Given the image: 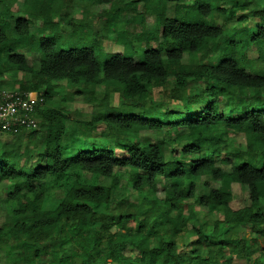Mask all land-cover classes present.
Listing matches in <instances>:
<instances>
[{
    "label": "trees",
    "instance_id": "1",
    "mask_svg": "<svg viewBox=\"0 0 264 264\" xmlns=\"http://www.w3.org/2000/svg\"><path fill=\"white\" fill-rule=\"evenodd\" d=\"M16 1L0 0V78L29 74L19 89L37 93L29 111L37 128L12 125L4 131L12 140H0V181L12 184L0 222L6 264H36L43 256L47 264H231L225 249L247 258L251 233L263 239L256 263L264 264V0H78L84 6L80 18L70 14L73 0H22L15 7ZM94 4L109 5L100 13L105 23L99 30L87 20ZM122 13L143 30L127 35ZM147 13L159 34L147 30ZM250 18L258 20L252 27ZM109 32H116L121 52L102 49L100 40ZM143 40L157 46L146 48ZM249 47H255L258 65L247 57ZM21 49L38 55L32 64ZM188 81L201 93H189ZM61 82L92 107L89 119L75 120L80 133L103 124L108 131L102 134L124 155L104 145L64 154L70 118L64 97L52 96ZM158 86L161 100L152 98ZM247 91L252 94L245 103ZM110 92L118 94L117 105L110 103ZM219 98L227 112L219 111ZM171 101L181 102V110L170 109ZM143 130L175 131L189 143L167 159L163 138L135 140ZM237 133L245 137L244 148L231 139ZM116 167L127 170L126 183L137 194H119L111 212L107 207L121 176ZM203 175L218 186L198 203L222 217L196 223L194 179ZM159 177L168 181L161 195ZM58 178L69 183L51 201L48 183ZM233 184L247 188L249 205L230 206ZM180 235L189 242L186 253L178 250ZM127 245L140 254H124Z\"/></svg>",
    "mask_w": 264,
    "mask_h": 264
},
{
    "label": "rangeland",
    "instance_id": "2",
    "mask_svg": "<svg viewBox=\"0 0 264 264\" xmlns=\"http://www.w3.org/2000/svg\"><path fill=\"white\" fill-rule=\"evenodd\" d=\"M263 1V0H259ZM22 0H17L14 2L15 7H19L21 4ZM108 4H94L91 5L89 8V16H87V20H89V25L92 29H101L102 24L105 23L103 18L100 16L101 11L104 8H108ZM83 5L78 1V0H73L72 2V7L70 9V14L73 17L80 18L83 14ZM141 10V7H138V11ZM234 12V10L232 11ZM168 15H172V10H168ZM127 15L121 14L120 18L122 21H124V28L126 30L127 35H132L138 32H141L143 28L140 26V24L137 23H131L127 21L126 18ZM258 20L256 18H250L248 22V26L252 27L255 22ZM145 22L147 25V30H151L154 32V34H159L160 29L155 28V20L154 16L151 14H146L145 16ZM221 19L217 20V23H220ZM234 22H230V25H234ZM117 34L116 32H109L107 33L102 40H100L101 47L104 51L106 52H121L123 50L122 45L117 43ZM138 44V43H137ZM146 48H155L157 46V41H149L145 42L144 40L140 43ZM139 45V44H138ZM20 53L25 54L27 62L29 64H32L34 59L37 58V54L34 56L28 51H25L23 49L19 50ZM247 57L251 60H255L252 62L254 65L257 64V51L255 50V47H249L247 49ZM188 58L185 56L182 61L187 62ZM259 63V62H258ZM171 82H173V78H170ZM21 83H29V74L25 72H18L16 76H11L4 74L0 78V90H7L12 93H26L30 92L32 98L37 97L36 91H21L19 89V85ZM62 88H58L56 86L53 89V98L55 100H59L64 97V103H63V109L67 111L69 115V120L66 121V126H65V132H64V143H65V152L64 154L72 153L74 152L79 146L88 148L92 146H98V145H104L107 147H112L114 148L115 152L121 156L124 155V151L121 150L120 148H117L114 144V139L110 135H103L102 132H107L108 129L106 128L105 125L103 124H98L95 128L90 129V128H85V131L83 134L80 133V127L77 123H75V120L77 119H89L90 114H91V105L84 100H82L81 96L78 95H73L71 94V91L69 88L64 86V82H61ZM188 86V92L189 93H196L200 94L202 88L200 86H197L195 83L192 81H188L187 83ZM41 89L44 90V86H41ZM97 91L101 94H103V85H97ZM251 91H247V98L244 101L245 103L248 102V99L251 97ZM164 97V92L163 88L161 86L154 87L152 89V98L155 100H161ZM109 100L112 105H117L118 104V94L116 92H110L109 94ZM219 101V111L220 112H227L228 107L224 103V100L222 98L218 99ZM262 101L264 102V93L262 97ZM205 104H200V105H195L193 107L194 111L200 110ZM169 108L170 109H177L181 110V102L178 101H171L169 102ZM237 114V113H234ZM37 122V119H36ZM26 128L31 129V128H37V124L33 126H26ZM165 129V128H164ZM6 129L0 130V140L1 141H11L12 140V134H9ZM83 136V137H81ZM143 138L149 139L151 142H155L159 139H164V146H165V157L167 159H172L174 155L180 154L181 148L185 145L188 144L189 142L186 140L178 139L176 137L175 131H171L170 133H167L165 131H161L160 133H157L153 130H143L139 133L138 138L135 140H140ZM231 139L234 141V144L239 146L240 148L245 147V137L242 133H237L233 134ZM196 156V155H195ZM35 157H33L31 160L32 162L35 161ZM224 169H228V166H223ZM115 171L120 173L121 176L118 180V190L113 191L111 194V204L108 205L107 209L111 212L115 211V199L118 197L119 194H126L127 196H136V190L133 189L131 186H129L126 181L128 180L127 176V170L124 169L123 167L119 168L116 167ZM64 180V182H62ZM100 182L102 183H109V179H101ZM69 181L66 180V178H58V179H50L48 183V188H47V197L49 200H57L59 197L63 195V193L66 191L65 186L68 184ZM0 181V187L3 185ZM10 182H6L2 188H0V222H2L5 218V208H6V202L3 201V196L5 192L10 191L12 186ZM194 196L192 199V206L194 209L195 213V222L199 221H212L218 218H221V214L213 212H209L207 209L202 208L199 203H198V198L202 194H207L209 190L212 187H217L218 182L215 180H212L209 176L203 175L200 176L199 178L194 179ZM168 187V181L165 178L159 177L157 180V188H158V193L161 195L162 191ZM4 188V189H3ZM232 193L233 197L230 202V206L233 209L240 208L242 206H247L250 204V199H249V192L246 187L241 186L240 184H233L232 185ZM53 201V202H54ZM185 200L180 201V204H182ZM261 210L264 211V201L261 203ZM184 214L187 215V210L185 209ZM135 225L134 221H129L127 224L128 228H133ZM188 226H191V223H188ZM250 230V227L248 226L247 229L245 230L248 232ZM185 235L187 233H184ZM183 235H180L178 237V250L182 253H186L187 249L189 247V242L188 241H183L182 240ZM219 237H222V234L219 233ZM248 241H253L252 244H248V247L246 248V256L247 258L239 259L236 258L235 256H232L231 252L228 249H225L226 252V257L229 258L231 256V264H258L256 263V259H260V253L262 251V244H263V239L255 233H251L247 235ZM124 254L126 255H139L140 252L133 248L130 245H127L126 248L123 250ZM69 250H65L64 254H68ZM49 260L48 256H43L41 258H38L36 260V264H47ZM0 264H6L5 258L3 254L0 252ZM114 264V263H113Z\"/></svg>",
    "mask_w": 264,
    "mask_h": 264
},
{
    "label": "built area",
    "instance_id": "3",
    "mask_svg": "<svg viewBox=\"0 0 264 264\" xmlns=\"http://www.w3.org/2000/svg\"><path fill=\"white\" fill-rule=\"evenodd\" d=\"M36 98H32L30 92L12 93L0 90V129H10L12 125L34 127L37 124L36 118L29 116V111Z\"/></svg>",
    "mask_w": 264,
    "mask_h": 264
}]
</instances>
